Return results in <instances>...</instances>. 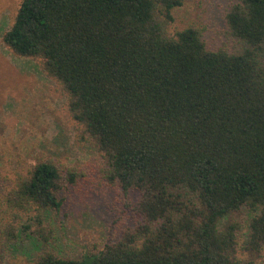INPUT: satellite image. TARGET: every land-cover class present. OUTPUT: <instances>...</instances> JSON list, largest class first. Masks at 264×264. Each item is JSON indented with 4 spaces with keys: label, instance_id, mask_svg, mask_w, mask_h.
Masks as SVG:
<instances>
[{
    "label": "trees",
    "instance_id": "trees-1",
    "mask_svg": "<svg viewBox=\"0 0 264 264\" xmlns=\"http://www.w3.org/2000/svg\"><path fill=\"white\" fill-rule=\"evenodd\" d=\"M227 23L240 50H210L201 30L171 34L184 0H22L3 35L67 93L68 112L99 148L107 184L128 196L138 226L81 259L50 250L43 212L62 210L52 160L18 173L6 195L46 245L29 264H243L238 228L264 246V0H237ZM29 228V227H28ZM16 240L15 228L7 232Z\"/></svg>",
    "mask_w": 264,
    "mask_h": 264
},
{
    "label": "rangeland",
    "instance_id": "rangeland-1",
    "mask_svg": "<svg viewBox=\"0 0 264 264\" xmlns=\"http://www.w3.org/2000/svg\"><path fill=\"white\" fill-rule=\"evenodd\" d=\"M237 0H184L175 9L171 34L188 27L202 31L210 50H240L227 23ZM22 0H0V264H29L38 260L46 245L31 220L17 214L6 201L18 173L38 160L54 161L62 172L75 170L77 182H66L60 192L62 210L43 212L44 227L52 231L50 250L57 256L81 259L97 254L138 226L134 207L141 194L128 196L104 179L105 163L93 140L68 112V95L42 68L38 60L19 57L3 43V35L18 13ZM254 213L247 207L221 222L238 225L236 258L243 264H264V246L248 244ZM16 240H9L10 226ZM29 227V228H28Z\"/></svg>",
    "mask_w": 264,
    "mask_h": 264
}]
</instances>
